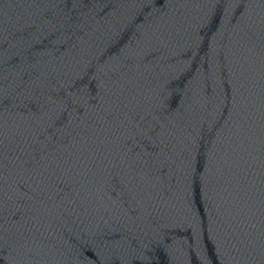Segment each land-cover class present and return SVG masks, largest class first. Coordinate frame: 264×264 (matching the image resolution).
Masks as SVG:
<instances>
[{"label":"water","instance_id":"obj_1","mask_svg":"<svg viewBox=\"0 0 264 264\" xmlns=\"http://www.w3.org/2000/svg\"><path fill=\"white\" fill-rule=\"evenodd\" d=\"M0 264H264V0H159L1 88Z\"/></svg>","mask_w":264,"mask_h":264}]
</instances>
